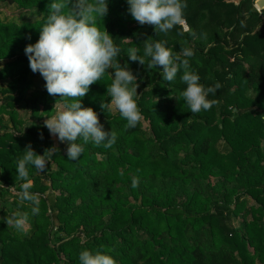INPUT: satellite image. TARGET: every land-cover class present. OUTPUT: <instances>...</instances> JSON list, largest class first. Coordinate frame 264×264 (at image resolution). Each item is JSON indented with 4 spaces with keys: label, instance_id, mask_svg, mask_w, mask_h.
<instances>
[{
    "label": "trees",
    "instance_id": "trees-1",
    "mask_svg": "<svg viewBox=\"0 0 264 264\" xmlns=\"http://www.w3.org/2000/svg\"><path fill=\"white\" fill-rule=\"evenodd\" d=\"M231 1L237 5L226 15L225 0H186L187 31L178 24L165 34L135 21L127 0H107L98 25L120 47L118 63L136 76L143 119L126 128L115 109H101L111 100L108 69L80 99L117 142L85 145L71 161L43 122L68 98L48 94L24 52L38 40L50 0H0L30 19L0 20V264H80L86 248L109 252L116 264H264V10L255 0ZM156 41L177 54L194 50L190 65L201 82L221 84L209 96L216 105L192 114L179 95L181 73L163 81L150 58L144 65L129 59L130 49L143 55L144 44ZM29 143L39 155L56 152L44 172L29 168L40 212L17 231L6 219L30 213L18 200L24 181L16 172Z\"/></svg>",
    "mask_w": 264,
    "mask_h": 264
},
{
    "label": "clouds",
    "instance_id": "clouds-1",
    "mask_svg": "<svg viewBox=\"0 0 264 264\" xmlns=\"http://www.w3.org/2000/svg\"><path fill=\"white\" fill-rule=\"evenodd\" d=\"M127 11L140 25L154 26L158 33L167 34L185 20L186 0H127ZM49 11L40 24V34L34 44H28L25 55L33 73L39 72L45 81L49 95L68 98L62 109L45 120L49 134L61 143H67L68 160L76 161L84 153L85 145L110 149L118 139L112 129L104 130L98 113L91 107H83L81 99L89 92V86L100 81L108 69H112L111 83L107 84L110 103H101V109H115L127 121L126 128H135L143 119L138 107L136 76L125 63H118L121 53L119 46L105 30H101L98 20L107 14V0H50ZM192 35L195 37V33ZM131 61L144 65V58H150L149 67L162 66L163 81L172 82L178 72L185 88L180 98L185 101L192 114L210 110L218 103L210 99V94L221 87L217 81L206 86L201 82L197 71L191 68L190 59L194 56L191 47L183 48L179 54L165 41L146 42L143 55L138 49L128 51ZM70 101V102H69ZM43 138L41 134V139ZM56 149L49 148L43 155L37 154L29 143L22 156L16 161V172L24 181L20 185L18 200L21 205L29 203V211L13 212L6 223L17 231H24L29 217L40 212V195L30 191L33 181L29 168L44 172L46 164ZM139 178L133 176L132 188H136ZM3 186V185H2ZM80 264H116L115 258L101 249H84L78 256Z\"/></svg>",
    "mask_w": 264,
    "mask_h": 264
},
{
    "label": "rangeland",
    "instance_id": "rangeland-1",
    "mask_svg": "<svg viewBox=\"0 0 264 264\" xmlns=\"http://www.w3.org/2000/svg\"><path fill=\"white\" fill-rule=\"evenodd\" d=\"M226 2H230L228 3V5L226 6V15H230V12H229V9L232 7V5H237V1H231V0H225ZM225 10V9H224ZM223 10V11H224ZM259 13H261V11H259ZM222 19V16L221 14L218 16V21L220 22ZM0 20L1 21H7V22H10V21H14V22H19V21H24V20H30L28 18V15H21L19 14V11L16 7L14 6H6V5H0ZM261 20H264V16L261 17ZM262 22V21H261ZM184 31H187V27L186 25L184 24V22L182 24H180ZM229 28H222V31H225V30H228ZM217 29L214 30V28H209V31H216ZM230 30V29H229ZM217 33L219 34V32L217 31ZM249 96L251 95V93L249 92L248 94ZM54 109H56L55 111H59L62 109V104H56L54 105ZM55 112V113H56ZM18 114L25 118L27 116V110L26 109H18ZM46 119L43 120V122H45ZM45 124V123H44ZM50 138L52 140V143L55 147L57 148H64L67 146V143H61L55 136H52L50 135ZM236 223V222H235ZM28 228V225H26L25 227V230Z\"/></svg>",
    "mask_w": 264,
    "mask_h": 264
},
{
    "label": "water",
    "instance_id": "water-1",
    "mask_svg": "<svg viewBox=\"0 0 264 264\" xmlns=\"http://www.w3.org/2000/svg\"><path fill=\"white\" fill-rule=\"evenodd\" d=\"M254 7L258 12L264 10V0H255Z\"/></svg>",
    "mask_w": 264,
    "mask_h": 264
}]
</instances>
